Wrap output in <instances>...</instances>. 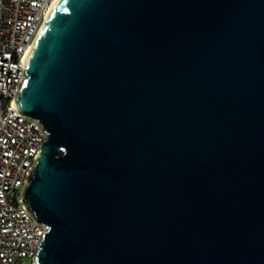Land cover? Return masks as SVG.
<instances>
[{"label":"water","instance_id":"1","mask_svg":"<svg viewBox=\"0 0 264 264\" xmlns=\"http://www.w3.org/2000/svg\"><path fill=\"white\" fill-rule=\"evenodd\" d=\"M23 68L36 264H264V0H57Z\"/></svg>","mask_w":264,"mask_h":264},{"label":"built area","instance_id":"2","mask_svg":"<svg viewBox=\"0 0 264 264\" xmlns=\"http://www.w3.org/2000/svg\"><path fill=\"white\" fill-rule=\"evenodd\" d=\"M53 3L0 0V264H36L47 231L22 199L46 132L19 112L16 95L26 56Z\"/></svg>","mask_w":264,"mask_h":264},{"label":"bare ground","instance_id":"3","mask_svg":"<svg viewBox=\"0 0 264 264\" xmlns=\"http://www.w3.org/2000/svg\"><path fill=\"white\" fill-rule=\"evenodd\" d=\"M57 2V0H54V3H53V5L51 6V8L54 6V4ZM51 8H50V10H51ZM50 10H49V12H50ZM49 14V13H48Z\"/></svg>","mask_w":264,"mask_h":264}]
</instances>
